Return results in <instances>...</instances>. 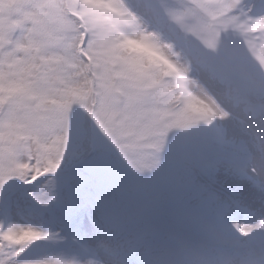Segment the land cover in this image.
Segmentation results:
<instances>
[{
	"label": "clouds",
	"instance_id": "1",
	"mask_svg": "<svg viewBox=\"0 0 264 264\" xmlns=\"http://www.w3.org/2000/svg\"><path fill=\"white\" fill-rule=\"evenodd\" d=\"M37 7L38 19L11 48L0 51V73L6 78L20 77L25 66L32 71L26 92L0 103V125L25 119L21 106L36 100L51 98L48 106L55 112L73 99L75 91L67 88L73 84L113 131L111 137L104 134L89 112L72 105L67 149L49 204L28 195L48 180L34 183L32 167L24 170L23 180L9 181L21 195L0 205V264H264V63L252 58L242 31L264 21V0L224 5L237 29L222 32L215 49L205 44V34L190 33L173 21L178 7L206 19L201 11L206 5L118 0L115 7L122 11L114 12L91 0H56ZM126 37L146 45L139 72L125 62L110 63V56L124 54ZM102 42L110 55L98 51ZM223 47L231 53L227 60L221 57ZM51 56L59 60L55 67L46 59ZM117 74L128 78L113 80ZM106 81L111 82L107 88ZM153 81L160 85L145 91L142 85ZM193 96H207L224 119L209 124L191 110ZM113 138L137 145L136 155L150 162L129 166ZM12 143L15 161L35 164L34 153L24 148L27 139ZM209 166L214 177L256 192L259 212L246 213L249 205L238 194L219 193L214 178L197 184L198 174ZM147 189L180 200L187 196L191 227L159 236L131 226L126 205ZM81 197L95 208L87 228L75 210ZM241 217L258 227L240 232L234 225ZM21 226L39 234L20 239L11 230Z\"/></svg>",
	"mask_w": 264,
	"mask_h": 264
},
{
	"label": "snow or ice",
	"instance_id": "2",
	"mask_svg": "<svg viewBox=\"0 0 264 264\" xmlns=\"http://www.w3.org/2000/svg\"><path fill=\"white\" fill-rule=\"evenodd\" d=\"M17 7L23 9L25 7H32V5H18ZM19 16L20 12H16L11 18L17 19ZM72 95L73 99L64 101L55 112L50 111L48 104L45 105L30 123L33 143L24 145V148L30 153H34V165L28 162L20 163L15 161L16 146L0 151V205L6 206L12 198H18L21 195L19 189L14 184H10L9 181L13 178L23 180L25 178L24 170L30 167L36 171V175L33 178L34 183H39L44 177H48V180L43 187L29 192L28 195L42 206H47L53 199L52 193L56 187L55 176L63 163L64 154L67 149V137L73 120L72 105L74 103L79 104L82 110L89 112L92 119L99 125L101 131L111 137L109 129L105 127L100 116L92 112L84 102L85 97L77 92H73ZM40 104H44V102L41 101ZM37 108H40L39 104ZM113 143L117 148H120V143L115 138H113ZM121 155L131 164V160L126 154L121 152ZM10 163L13 165L12 168L8 166ZM5 188L7 189L8 200L4 199ZM11 231L13 233L18 231L20 239H27L39 234V230L31 226L27 228L21 226Z\"/></svg>",
	"mask_w": 264,
	"mask_h": 264
},
{
	"label": "rangeland",
	"instance_id": "3",
	"mask_svg": "<svg viewBox=\"0 0 264 264\" xmlns=\"http://www.w3.org/2000/svg\"><path fill=\"white\" fill-rule=\"evenodd\" d=\"M21 1H27L30 2L32 5V7H25L24 8V16L23 19L26 23V27L30 26L35 20L38 19L39 17V10H38V5L42 4V3H46V4H54L56 2V0H21ZM98 0H91L92 3L97 4ZM114 1L116 4H118V0H112ZM178 4L179 5H184L186 2L184 0H178ZM229 2H231V0H226L225 2H223V8L222 10H226L228 9L227 7H224V5L228 4ZM23 5H26L23 4ZM186 11L190 12V10L185 9ZM120 11H122L120 9ZM1 12H3L0 9V36H3L4 32L7 30L6 26L4 24L3 18L1 17ZM2 38H0V43H1ZM1 45V44H0ZM127 47V51L124 52L123 55H116V61L119 62H125V63H129L133 66V68H137L138 66H142L143 67V60H144V55H145V51H146V45L141 42L140 40L134 38V37H130V40L126 43ZM99 52H101L102 54L105 55H110L109 52V48L107 47V45H105L103 42L100 45V48L98 49ZM134 52L132 60H127L126 59V55L127 54H131L130 52ZM17 58H19L22 54L21 53H17ZM46 59L49 61V63L55 67L58 63L59 60L56 56H51V57H46ZM127 60V61H126ZM138 72V71H136ZM31 77H32V71L30 69L27 68V66H25L24 68V72L23 74L16 78V79H8L5 77V75L3 73H0V101L1 99H3L5 96L7 97H11V96H15V95H22L25 93V90H27V88L31 85ZM154 84H156V81H153ZM152 83L150 84H144V86L146 88H150ZM160 85V82L158 81L157 86ZM68 89L74 90L77 93H80V89H78L75 85L73 84H69L67 85ZM51 98H45L44 99V104L41 106V110L43 109V107L45 105L48 104V100ZM190 107L191 110L195 113H199L201 114V116L209 123H213L217 120H222L224 119V114L218 110V108L216 107V105L207 97V96H199V97H191L190 99ZM38 108H33V109H29L26 105H25V109H24V113L26 116L30 115V119L31 121L34 119V117L41 111ZM8 124L12 125V121H9ZM7 125V124H6ZM4 126L3 129L1 130V135L2 139H0V146H3V148H0V151L9 148V147H13L14 144L12 143V141L14 139H11L10 135V131L14 133V131L16 133H19L17 130V127H15V130L13 131V129L9 130L7 128V126ZM107 128L109 130H111V126H110V121L107 125ZM111 133V132H110ZM112 135V134H111ZM17 142L19 140L16 139ZM22 141V140H20ZM125 145V144H124ZM123 153L126 154L127 156H130L129 159L131 160V158H134L136 155L135 154V148L133 146H128V148L123 149ZM138 162L143 163L144 166H146L149 161L145 158H140L138 160ZM128 163V162H127ZM129 164V163H128ZM138 166L137 162L135 160H131V164H129V166ZM222 177V176H220ZM224 177V176H223ZM227 178V177H224ZM189 179V178H188ZM226 185H228L229 187L235 188L236 190L238 189H243L244 187L247 186V184L244 183H238L232 179L227 178V181L225 182ZM250 195L252 196L250 199L246 197V202L249 205V207H253L251 205L252 200H255L256 204L258 205L256 208L259 209L260 205H259V199L257 196V193L254 192L250 193ZM138 198L132 200V201H137ZM143 199V198H142ZM159 199V197H158ZM131 203V202H128ZM186 204V203H185ZM183 204V211H178L176 213L177 217L182 216V219L185 220L187 217L192 216L190 214V212L187 210L186 205ZM82 207H80V204H77V207L75 208L76 211L78 212V214L83 216V221L85 222V227L89 226L90 224V216L89 213H91L93 216L95 215V209H86V207L84 209H81ZM237 222L235 223L234 226L236 225ZM254 226H258V225H254Z\"/></svg>",
	"mask_w": 264,
	"mask_h": 264
}]
</instances>
